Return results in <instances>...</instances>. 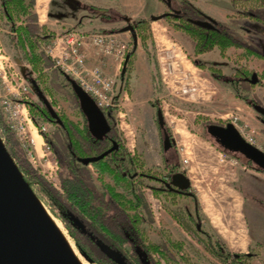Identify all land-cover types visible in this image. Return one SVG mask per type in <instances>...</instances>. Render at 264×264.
Masks as SVG:
<instances>
[{
	"label": "rangeland",
	"instance_id": "1",
	"mask_svg": "<svg viewBox=\"0 0 264 264\" xmlns=\"http://www.w3.org/2000/svg\"><path fill=\"white\" fill-rule=\"evenodd\" d=\"M59 1H54V7L59 4ZM173 1L176 3L180 0ZM206 1L204 5L205 9L211 12H215L218 8L222 6L226 7L227 5L223 0ZM240 1L241 3L234 7L231 4V0H229V3L234 8V18L238 20L233 23L230 22L226 26L237 38L248 41L249 44L254 46L264 47V25H257L254 21H250V19L246 21L240 20L243 18L240 16L244 14L243 7L251 6V4L246 3L248 2L246 0ZM35 5L36 14L38 15V25L44 28L41 34L50 36L49 41L40 44V51L44 53L47 59H50L42 75L38 71H35L33 66L26 60L23 50L17 45L18 36L12 29L13 25L7 23V18L5 17L0 0V101L4 97L10 98L13 101L22 99L26 104L25 110L23 109L22 111L23 115L28 114V117L32 121V123H27L26 147H22L13 135L12 139L10 138L11 149L14 150L13 155L16 156L17 161L13 155L11 156L9 154L18 168L19 163L27 170L31 169L34 171V173L28 175L29 180L27 183L37 200L51 216L61 223L68 238L74 244L83 260L88 264H97L87 257H97V248H92L88 239L79 233L72 226L71 222L66 221L67 214L43 191L40 181H44L51 190L59 193L61 197H66L62 186V179L67 177L69 172L63 146L67 143L68 136L65 131L63 132L60 125L49 122L47 118L44 120L38 119L37 109L35 110L37 107L45 108L44 101L46 100L49 103V108L63 122L69 121L74 125H78L80 128L87 124L70 81L61 73L62 70L55 67L52 59L46 54V48L56 38H61L73 30L83 33L87 31L49 21L47 18L45 19L47 13L45 14L43 11V3L40 0H35ZM149 8H151L150 4ZM167 11L168 9L165 6L162 13L156 16H160ZM236 15H239V17ZM142 19L150 23L148 28L143 29L146 35L150 34V38L144 44L142 39L137 36V41L139 48L143 51V61L145 62L146 57L147 64L145 62V65L150 67L151 80L149 78L150 83L148 81L147 83L140 81V84L137 81L135 86L137 87L139 84L141 89L132 88L129 84V78L133 71V64L127 66L125 77L123 76L126 80L122 84L124 89L123 91L117 90L116 93L117 100L112 123L115 125L118 142L138 158L136 173L140 177L137 181L142 182L140 188L147 204V208L144 210V216L149 221L148 225L142 227L145 229L150 241L153 243L156 241L157 244H160L164 240L163 237H166V233H163L165 231L163 226L166 224L158 217V214H155V212L159 211L158 206L154 209L150 195H154V198L158 200L157 203H160L162 208H164L167 198L165 195L155 196V189H159L161 186L156 180L150 179L148 176L154 175L162 178L163 175L167 174L169 169L166 168L164 160L171 158L175 153L172 152L170 155H166L163 151L164 135L158 123V112L163 114L167 123L166 129L170 135V141L174 142V151L193 159L197 155L193 152V143L191 140L193 135L210 138L207 133V126L212 124L225 126L228 123H233V115H239V110L233 104L235 92L232 88L231 90L229 89L230 86L232 87L231 82L236 71L240 68H246L253 72L255 78H260L264 74V60L257 56L243 58L242 55H246V52L242 50L243 52L241 53L239 51L240 49L237 48L229 49L226 56H222L218 49L209 53L196 55L191 41L182 32L175 30L173 22L167 19L152 21L149 17ZM137 21L125 23L121 20L118 25L119 29H117H125L128 26L134 27V23ZM23 22L24 19H17L15 21L16 25H22ZM242 23H248L250 25L248 27L251 29L252 26L253 30L260 27L258 28L259 32L253 31L249 37H245V34L241 31L238 32L236 28V24L244 25ZM57 33L58 36L55 38ZM120 42L128 46L127 56L134 47L133 43H135L132 33H128V40H122ZM136 46L137 44L134 49H136ZM183 53L187 54L191 63H179L181 61L179 56L177 58L172 57L173 54L183 56ZM175 61L179 62L173 65L176 70L174 74H171L167 64ZM180 64L189 70L187 74H180L177 71V66L181 67ZM196 64L204 66L205 68L201 66L197 67ZM210 67H215L222 71L220 80L223 83L222 85H224L223 89H217L214 86L212 80L215 77L209 70ZM192 71H195L193 76L191 74ZM32 79L37 82L36 85L38 87L35 88ZM192 81L196 82L198 90H192ZM186 89H189V91L184 93ZM255 89L256 87L250 92L249 99H256L259 102L260 100L255 95ZM263 104L260 103L259 105L263 106ZM31 108L33 111H31ZM254 111V117L259 119L260 114L256 110ZM35 118L38 120V124L34 122ZM39 126H46L48 128V132H46L47 138L39 133ZM248 130L250 131L251 129L248 128ZM184 134L188 136L187 139L182 137ZM34 136L41 138L39 148H36L32 142ZM1 139L6 147L4 139L2 137ZM258 144L259 146L261 145L260 148L264 152V134L261 136V142L258 140ZM200 151V158L211 160L218 156L216 161L220 162L221 149L218 153L215 152V157H213L212 150L200 147ZM29 153H31V156ZM236 157L241 159V163L247 167L249 172L256 173L255 175L257 177H260L258 175L264 177V171L256 165L253 163L249 164L241 156ZM238 162L240 161L238 160ZM86 167L90 176V183L96 186L101 193H104L106 186H115L114 181L108 175L101 178L92 164ZM22 175L25 178V172ZM258 189L260 191L264 190V185H258ZM116 190L123 192L120 188ZM248 196L246 213L251 234L253 238L260 240L259 248L252 252L253 259L250 261V264H264V194L260 193L257 195V203H255L256 206L254 209V198L251 194H248ZM254 197L256 198V196ZM181 202L180 205H183ZM157 203L154 202V204ZM187 249L185 247L187 255L191 257L194 264H197L193 261L195 257H198L196 248L191 249L187 246ZM138 251L140 252L142 263L151 264L140 247H138ZM199 258L201 261L206 259L202 254ZM154 259L159 260V257L155 256ZM203 264L209 263L206 260Z\"/></svg>",
	"mask_w": 264,
	"mask_h": 264
},
{
	"label": "trees",
	"instance_id": "2",
	"mask_svg": "<svg viewBox=\"0 0 264 264\" xmlns=\"http://www.w3.org/2000/svg\"><path fill=\"white\" fill-rule=\"evenodd\" d=\"M251 6L246 8L248 12L263 14L264 0H246ZM234 7L238 6L240 0H231ZM7 23L13 25V31L17 34V45L23 50L26 60L33 66L40 75L47 68V59L40 51V44L50 40V36L41 34L43 27L38 25V17L35 13V0H1ZM177 5V6H176ZM179 8V10L176 9ZM174 14L167 15L164 19L173 22L175 30L182 32L189 41H191L196 55L209 53L218 49L222 56H226L231 48L240 49L243 45L231 35L225 28L219 27L215 31L201 29L194 25L196 20L207 19V16L189 0H180L173 7ZM182 11L183 16L178 17ZM248 14V13H247ZM24 19L22 25H16V20ZM147 20H139L134 23V29L138 38L145 42L150 38L143 29L149 27ZM135 47V43H133ZM132 49L126 56L128 58L127 66L134 62L135 49ZM146 47V46H145ZM148 51V50H147ZM257 56L264 59L254 48H247L246 55ZM197 67H200L196 64ZM205 68L204 66H201ZM216 79L222 77V71L215 67L209 69ZM61 73L70 81L71 77L63 71ZM126 81V80H125ZM33 85L38 87L37 82L32 79ZM264 83V74L260 78H255L253 72L246 68H240L236 71L232 88L241 100L249 102L250 105H259L256 99L250 100L249 94L253 88ZM45 108H35L38 112L37 117L40 120H47L62 127L63 132L67 133V143L63 146L66 157V165L69 175L62 179V186L66 197H61L51 188L40 181L43 191L67 214V222H71L79 233L88 239L91 247L97 250V257H89L92 262L97 264H143L138 247H140L151 264H194L185 251V242L174 241L170 237H163L160 244L151 242L142 227L148 225V220L144 216V210L147 208L145 198L140 186V177L136 173L138 158L132 155L123 145L118 142L115 125L112 123L114 108L105 113L109 121L110 131L103 138H96L90 132L87 124L82 128L71 122H63L59 116L49 108V103L45 100ZM31 111L32 108H31ZM264 120V116H261ZM34 122L38 124L35 118ZM1 137L5 141L7 151L13 155L10 138L12 134L0 118ZM46 136V134H43ZM47 138V136H46ZM208 138V137H206ZM213 142L221 148L214 139ZM118 143L119 149L113 151L103 160L92 164L100 177L108 175L115 183L114 187L106 186L104 193L98 191L97 187L90 183V176L87 167L80 163V159L100 156L112 148L113 143ZM234 157L239 155H233ZM17 161L16 156L13 155ZM240 157V156H239ZM239 161L240 158L236 157ZM244 159V158H242ZM247 161V160H246ZM248 162V161H247ZM18 163V162H17ZM249 164L251 162H248ZM21 173L25 172V180L28 182L31 169L27 170L19 163ZM27 175V176H26ZM171 174L163 175V179H170ZM148 178L159 179L154 175ZM120 188L123 192H118ZM162 186L155 189V196L165 195L167 201L176 209H170L171 216L179 225L204 248V250L221 264H250L253 259L252 254L235 255L232 254L225 243H223L215 234L205 233L198 228L199 220L195 216L187 215L180 208L179 198L184 196L182 193L171 190H163ZM166 208V206H165ZM65 221V220H64ZM80 250H82L79 247ZM159 257L154 259V257Z\"/></svg>",
	"mask_w": 264,
	"mask_h": 264
},
{
	"label": "crops",
	"instance_id": "3",
	"mask_svg": "<svg viewBox=\"0 0 264 264\" xmlns=\"http://www.w3.org/2000/svg\"><path fill=\"white\" fill-rule=\"evenodd\" d=\"M54 1H47L45 11V14H47L45 19L47 18L49 21L57 24L86 30V33L106 32L112 34L118 41L128 40L129 32L124 31V29L118 30V25L121 20L125 23H133L142 18L147 19L149 17L151 19V17L162 13V10L165 8V5L160 0H60L56 7H54ZM191 2L206 15L224 26L237 20L234 18V9L229 3V0H223L227 4L226 7L222 6L215 12L205 9L204 5L207 2L206 0H192ZM149 4L151 8H149ZM56 36H58V33L55 35V38ZM239 51L241 53L243 52L242 50ZM84 54L87 74H92L98 70L114 82L116 90L123 91L122 84L125 81V78H123L125 59L108 54L101 48H95L89 45L85 47ZM142 56L143 51L139 48L137 41L133 71L129 78V84L132 88L135 87L136 89H141L139 85L140 81H143V83L149 82L151 74V71H149L150 67L145 65V62L147 64L146 57L144 62ZM178 56L181 58V61H178L179 63H191L186 53H183V56L178 54L172 55L173 58H177ZM178 62L175 61L167 64L171 74L175 73L176 69L173 65L178 64ZM184 67V65H181V67L177 66V71L180 74H187L189 70ZM194 73L195 71L191 72L192 76ZM192 79L194 80L193 77ZM137 81L139 84L136 87L135 84ZM212 81L217 89H223L224 85H222L223 83L220 79L214 78ZM191 86L193 90H198V85L196 86L195 81L191 82ZM231 88L230 86L229 89L231 90ZM255 90V95L261 101L259 102L261 104L264 103V85L257 86ZM233 104L239 110L241 118V126H239V129H245L250 137L254 138L256 147L262 149L260 148L261 145L259 146L258 144V140L261 142V136L264 134V120L261 118V115L259 119L254 117L255 105H250L249 102L237 98L236 94L234 95ZM248 128L251 130L249 131ZM161 131L163 133L162 129ZM182 137L185 139L188 138L186 134L182 135ZM191 140L193 143V152L197 154L193 159L176 153L174 151V142H171L169 147H165L163 144V151L166 155H170L172 152L175 153L171 158L164 160L166 168L175 170V173H184L191 184L189 193L179 198V201L183 203V205H180V208L187 215L195 216L199 220L198 228L203 231L202 236H205V233L215 234L226 244L232 254H253L252 252L259 248L260 240L253 238L251 234L246 213L248 194H251L254 198V209L256 206L255 203H257V195L260 193L264 194V190L260 191L258 189V185H264V177L262 175H258L260 177H257L255 175L256 173L249 172L241 161L237 165L230 163L221 164L216 161L218 156L215 157V152L218 153L220 149L213 140L201 135H193ZM200 147L212 150L215 159L204 160L202 157L200 158ZM169 208L176 209L166 200V204L158 216L166 224L163 226L165 230L163 233H166V237H170L174 241L185 242L186 249L187 246L191 249L196 248L198 257H195L193 261L197 264H203L206 260L209 264H221L213 259L197 240L193 239L178 224L171 216ZM154 243L157 242L155 241ZM201 254L206 258L203 261L199 258Z\"/></svg>",
	"mask_w": 264,
	"mask_h": 264
},
{
	"label": "water",
	"instance_id": "4",
	"mask_svg": "<svg viewBox=\"0 0 264 264\" xmlns=\"http://www.w3.org/2000/svg\"><path fill=\"white\" fill-rule=\"evenodd\" d=\"M161 1H167L168 7H171L170 0ZM167 15L153 16L151 19L159 21ZM194 24L205 29H214L212 21H195ZM124 31L132 33L136 45L137 35L134 27L128 26ZM127 62L128 58L125 59L123 76L126 73ZM71 85L90 132L96 138H103L110 131L107 116L75 80L71 81ZM254 108L264 116L263 106L255 105ZM158 123L164 133V145L169 147L170 136L161 112H158ZM207 133L226 152L239 155L264 171V152L247 142L232 123L225 126L209 125ZM118 149V144L114 142L112 148L102 155L82 158L79 161L84 166H89ZM190 187L189 179L180 172L172 174L170 182L166 183L167 189L178 193L188 191ZM0 264H67L39 201L12 160L1 137Z\"/></svg>",
	"mask_w": 264,
	"mask_h": 264
},
{
	"label": "built area",
	"instance_id": "5",
	"mask_svg": "<svg viewBox=\"0 0 264 264\" xmlns=\"http://www.w3.org/2000/svg\"><path fill=\"white\" fill-rule=\"evenodd\" d=\"M88 45L101 48L106 53L113 54L121 59H126L128 46L118 41L112 34L106 32L83 33L73 30L61 38H56L46 48V54L52 59L56 68L62 70L66 75L75 80L91 96L96 105L106 113L116 106L117 90L114 82L105 77L100 71L97 70L92 74H87L84 49ZM188 91L189 89H186L184 93ZM25 108L26 104L22 99L13 101L10 98L4 97L0 101V118L22 147H26L27 144V123H32L28 114L23 115L22 111ZM240 122V115H233L232 124L247 142L256 146L255 140L250 137L245 129H239ZM38 128L39 133L42 135L48 132L46 126H39ZM29 155L31 156V153ZM236 159L233 157V154L221 150V163L237 165L239 162ZM150 196L154 209L158 206L159 211L155 212V214L159 215L160 210H162L161 204L157 203L158 200L154 198V195L151 194ZM154 202L157 204H154Z\"/></svg>",
	"mask_w": 264,
	"mask_h": 264
},
{
	"label": "flooded vegetation",
	"instance_id": "6",
	"mask_svg": "<svg viewBox=\"0 0 264 264\" xmlns=\"http://www.w3.org/2000/svg\"><path fill=\"white\" fill-rule=\"evenodd\" d=\"M171 1V7H168V5H167V1H162V3L166 6V8L168 9V11L167 12H165L164 14H168V15H173L174 13V10L175 9H173V7L175 6V2L173 1V0H170ZM190 1V3L192 4V2H191V0H189ZM179 2V1H178ZM177 3V2H176ZM246 3H248V2H246ZM231 4H232V2H231ZM233 5V4H232ZM247 5V4H246ZM177 6V5H176ZM195 6V5H194ZM196 7V6H195ZM246 8H248V6L246 7ZM176 9L177 10H179V8L178 7H176ZM234 9V8H233ZM260 9L261 10H264V6H262V7H260ZM177 12H179V11H177ZM204 13V12H203ZM248 13V14H247ZM205 14V13H204ZM178 17H181V16H183V13H182V11L181 12H179L178 14ZM206 15V14H205ZM207 16V19H204V20H196V21H205V22H207V21H212V23H213V25H214V29H205V28H202V27H199V26H197L196 24H194V25H196L197 27H199V28H201V29H205V30H209V31H215V30H217L220 26L221 27H223V28H225L231 35H233L230 31H229V29L226 27V26H224V25H222L221 23H219V22H217L215 19H213V18H211V17H209L208 15H206ZM236 16H238L239 17V15H236ZM240 17H243L242 19H240V20H248V19H250V21L252 20V21H254L257 25H264V13L263 14H255V13H251V12H248V10L246 9L245 11H244V14L242 15V16H240ZM238 20V19H237ZM195 22V21H194ZM242 24H244V25H238V24H236V28H237V31L238 32H242V33H244L245 35V37H249L250 36V34H252L253 33V31H257V32H259V30H258V28H260V27H258V28H256V30H253L252 28V26H251V29H250V27H248V26H250L248 23H242ZM242 33H241V36H242ZM234 36V35H233ZM243 36V37H244ZM242 45H243V47L242 48H240V50H244L245 52L247 51V48H254L255 50H257L258 52H259V54L261 55V56H263L264 57V47H262V46H258L257 47V45H252V44H249L248 43V41H244V40H241V39H239V38H237L236 36H234ZM263 49V50H262ZM262 60H264V59H262ZM220 126H223V125H220ZM176 171L175 170H173V169H169V171H168V173L167 174H173V173H175ZM170 175V176H171ZM170 182V179L169 178H167V179H163V178H159V179H157V183L160 185V186H162L163 188H161V189H165V190H170V189H167L166 188V183H169ZM187 193H189V190L188 191H185V192H183V194H187Z\"/></svg>",
	"mask_w": 264,
	"mask_h": 264
},
{
	"label": "bare ground",
	"instance_id": "7",
	"mask_svg": "<svg viewBox=\"0 0 264 264\" xmlns=\"http://www.w3.org/2000/svg\"><path fill=\"white\" fill-rule=\"evenodd\" d=\"M40 1L41 3H43V11L45 12L46 7H47V0H40ZM33 144L35 145L36 148H39V146L41 145V138H38V137L36 138L34 136ZM39 204L41 205L43 212L45 213L47 217L49 225L55 236L56 242L67 264H88L83 260V258L77 252L74 244L68 238L61 223L57 219H55L53 216H51V214L43 207V205L40 202Z\"/></svg>",
	"mask_w": 264,
	"mask_h": 264
}]
</instances>
